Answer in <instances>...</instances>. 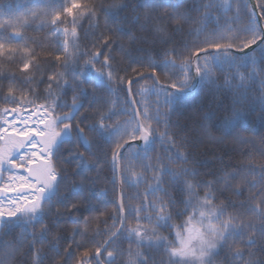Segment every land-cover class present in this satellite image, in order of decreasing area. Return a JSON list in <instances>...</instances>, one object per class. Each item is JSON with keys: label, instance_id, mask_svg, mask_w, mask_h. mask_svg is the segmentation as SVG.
Returning a JSON list of instances; mask_svg holds the SVG:
<instances>
[{"label": "snow or ice", "instance_id": "obj_1", "mask_svg": "<svg viewBox=\"0 0 264 264\" xmlns=\"http://www.w3.org/2000/svg\"><path fill=\"white\" fill-rule=\"evenodd\" d=\"M124 11L158 50L129 55L114 21ZM262 22V0H192L186 11L46 0L0 18V264H264V150L202 174L171 131L177 106L207 85L232 105L220 137L205 124L201 135L255 144L236 129L257 106L264 120ZM32 24L43 36L26 35ZM185 35L195 38L174 39ZM101 183L110 212L91 190ZM93 213L103 229H91Z\"/></svg>", "mask_w": 264, "mask_h": 264}, {"label": "trees", "instance_id": "obj_2", "mask_svg": "<svg viewBox=\"0 0 264 264\" xmlns=\"http://www.w3.org/2000/svg\"><path fill=\"white\" fill-rule=\"evenodd\" d=\"M257 4V0H254ZM46 0H0V18H6L13 14H19L25 9L35 8ZM62 3L63 0H58ZM110 0H105L109 3ZM130 4L142 5L144 0H127ZM264 2V0H262ZM159 3L168 5L169 10L173 6L177 7L180 11H186L192 7V0H159ZM242 3H248V0H242ZM252 3V0H251ZM253 4V3H252ZM143 11V9H140ZM256 15H260L257 9ZM164 10L160 9L156 14L158 17H163ZM193 16L196 14L191 13ZM116 23H120L122 32L120 33L121 42H123L126 51L132 58L143 57L145 53H153L160 47L159 37L152 31L151 27H146L141 30L140 25L144 23L141 19L138 23H134L128 11L121 12L118 17H114ZM122 22V23H121ZM264 23V22H262ZM36 24H32L26 31L28 36H43V33L36 31ZM195 27V26H192ZM171 31V29H168ZM185 33L188 31V26L184 29ZM133 37L134 39H129ZM92 37L89 36V39ZM195 37L188 36H175L174 39H194ZM86 41L81 38V46ZM55 45H53L54 48ZM102 59V57H101ZM117 61L121 60L119 54H116ZM123 66V65H122ZM99 67V65H97ZM218 83H223V76L220 75ZM141 83L150 84L151 81H142ZM43 87V86H41ZM135 87H139L136 85ZM119 103L123 104V94H118ZM139 98V97H137ZM115 99V97H114ZM155 96L148 97V101H154ZM232 105V94L224 88L216 89L211 86L195 85L185 101L177 106L176 112L171 117L172 129L179 137H187L188 147L187 152L191 160L195 162L200 173H210L212 175H221L224 171H230L237 168L242 163H245L249 154L255 156V161H259V152L264 150V145L260 143V137L264 136V120H261L258 106L254 110H248V116L240 122V127L236 132L244 138H249L255 141L254 145H241L234 142L231 137H227L217 142H210L205 136L200 133V125L205 124L211 130L213 135L220 137L221 132L217 129L221 128V119L226 114V110L230 109ZM166 110V109H162ZM207 117V119H205ZM110 175V174H108ZM205 179H210L211 176H205ZM106 187L104 184H98L92 187V192L96 194L100 211L107 209L109 212L112 210V202L114 200L110 186L107 194L105 195L103 189ZM128 190L126 189V192ZM142 191V189H141ZM234 199V198H233ZM219 202V201H217ZM96 214L93 213V219L90 222V227L95 230L97 227L103 229V217L100 222L95 219ZM110 223V222H109ZM71 225L68 226L70 231ZM64 229V225H61ZM17 233L19 228L15 230ZM67 234V232H66ZM126 247V245H125ZM63 249H61L62 251ZM157 259L159 257L157 256ZM47 264V261H45ZM117 264H120L117 259Z\"/></svg>", "mask_w": 264, "mask_h": 264}, {"label": "water", "instance_id": "obj_3", "mask_svg": "<svg viewBox=\"0 0 264 264\" xmlns=\"http://www.w3.org/2000/svg\"><path fill=\"white\" fill-rule=\"evenodd\" d=\"M252 3H253V5H255V1L254 0H252ZM257 12H258V10H257Z\"/></svg>", "mask_w": 264, "mask_h": 264}]
</instances>
